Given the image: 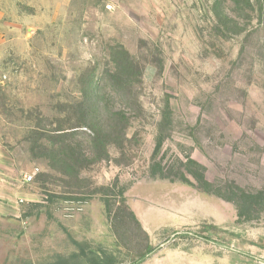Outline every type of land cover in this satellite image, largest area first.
<instances>
[{
    "label": "rangeland",
    "instance_id": "obj_1",
    "mask_svg": "<svg viewBox=\"0 0 264 264\" xmlns=\"http://www.w3.org/2000/svg\"><path fill=\"white\" fill-rule=\"evenodd\" d=\"M0 144V264H264V0H0Z\"/></svg>",
    "mask_w": 264,
    "mask_h": 264
},
{
    "label": "crops",
    "instance_id": "obj_2",
    "mask_svg": "<svg viewBox=\"0 0 264 264\" xmlns=\"http://www.w3.org/2000/svg\"><path fill=\"white\" fill-rule=\"evenodd\" d=\"M19 175L20 173L14 168L10 156L0 144V220L21 219L22 215L20 213V206L24 203L35 202L39 199L37 195L27 191V185L29 184L23 182V174ZM137 218L136 219L142 229L150 231L147 229V226L142 222V220H140V217L138 216ZM107 230L113 240L111 244L107 246H104L102 243L93 239H88L100 243L104 247L112 248L116 243V238L114 237V234H112L110 227ZM175 249L176 248L160 252L166 254L170 261L156 262L145 258V260L140 264H177L173 259L177 253Z\"/></svg>",
    "mask_w": 264,
    "mask_h": 264
},
{
    "label": "trees",
    "instance_id": "obj_3",
    "mask_svg": "<svg viewBox=\"0 0 264 264\" xmlns=\"http://www.w3.org/2000/svg\"><path fill=\"white\" fill-rule=\"evenodd\" d=\"M160 178L167 177L161 175ZM182 182L190 184L183 178ZM83 241L92 243L94 247L78 245L77 251H74L70 256H57L48 264H140L152 252V248L148 246L144 252L131 255L123 253L117 243L112 248H107L89 239Z\"/></svg>",
    "mask_w": 264,
    "mask_h": 264
},
{
    "label": "built area",
    "instance_id": "obj_4",
    "mask_svg": "<svg viewBox=\"0 0 264 264\" xmlns=\"http://www.w3.org/2000/svg\"><path fill=\"white\" fill-rule=\"evenodd\" d=\"M38 173H39V170L37 168L32 169L28 173L27 172L24 173L22 175L23 182L26 183V184H31ZM73 211L77 212V213L81 212L82 211V206L81 205H77Z\"/></svg>",
    "mask_w": 264,
    "mask_h": 264
}]
</instances>
